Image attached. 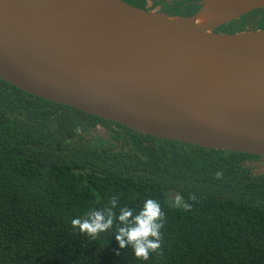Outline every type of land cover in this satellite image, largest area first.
<instances>
[{
    "label": "trees",
    "instance_id": "1",
    "mask_svg": "<svg viewBox=\"0 0 264 264\" xmlns=\"http://www.w3.org/2000/svg\"><path fill=\"white\" fill-rule=\"evenodd\" d=\"M263 160L140 133L0 78V264H264V171L249 164ZM146 199L161 215L143 260L116 235ZM97 210L111 228L72 226Z\"/></svg>",
    "mask_w": 264,
    "mask_h": 264
},
{
    "label": "water",
    "instance_id": "2",
    "mask_svg": "<svg viewBox=\"0 0 264 264\" xmlns=\"http://www.w3.org/2000/svg\"><path fill=\"white\" fill-rule=\"evenodd\" d=\"M203 4L178 17L124 0H0V78L140 133L264 157V28L216 31L264 0ZM204 8L223 20L200 28Z\"/></svg>",
    "mask_w": 264,
    "mask_h": 264
},
{
    "label": "clouds",
    "instance_id": "3",
    "mask_svg": "<svg viewBox=\"0 0 264 264\" xmlns=\"http://www.w3.org/2000/svg\"><path fill=\"white\" fill-rule=\"evenodd\" d=\"M113 203H115L114 199ZM131 215V211H123V213L119 216V220L123 221ZM160 215L161 212L158 203L152 199H146L144 201V207L141 215L135 217L136 226L127 229L124 227L118 229L116 240L119 242V246L121 248L125 246V240L122 237L126 236L128 241H135L133 254L137 258L147 260L149 254L148 249L153 251L156 250L159 247V239L157 242L153 243L145 240L144 238H146L150 233L154 236L157 235L155 229L158 225H155L153 221ZM92 216L93 218L91 222L88 220L82 221L80 217H75L71 220V224L74 228L78 226L81 233H87L91 236H96L98 233L104 232L112 227L113 220L111 216L105 220L102 212L99 210L95 211Z\"/></svg>",
    "mask_w": 264,
    "mask_h": 264
},
{
    "label": "flooded vegetation",
    "instance_id": "4",
    "mask_svg": "<svg viewBox=\"0 0 264 264\" xmlns=\"http://www.w3.org/2000/svg\"><path fill=\"white\" fill-rule=\"evenodd\" d=\"M134 6L140 7L146 10H153V11H160L165 12L172 16L178 17H188L194 15L203 7L204 0H124ZM264 12L261 10H255L250 12L249 16H258L257 13L260 14V17L257 19H252L249 23H253L255 29L259 28V23L262 20V13ZM245 15V16H247ZM242 21V20H241ZM241 21H236L237 23L231 28L227 29L225 26H221L216 29L217 32H230L235 33L237 29L243 25ZM246 23V22H245ZM262 28V27H261ZM264 28V27H263ZM240 30V29H239Z\"/></svg>",
    "mask_w": 264,
    "mask_h": 264
},
{
    "label": "bare ground",
    "instance_id": "5",
    "mask_svg": "<svg viewBox=\"0 0 264 264\" xmlns=\"http://www.w3.org/2000/svg\"><path fill=\"white\" fill-rule=\"evenodd\" d=\"M62 20H68L71 21L73 18L72 17H62L56 19V23H63L65 21H61ZM223 20L222 14L220 12L217 11H209L208 9L204 8L203 11L199 14L198 19H197V25L200 28H204L205 26L217 23V22H221Z\"/></svg>",
    "mask_w": 264,
    "mask_h": 264
},
{
    "label": "rangeland",
    "instance_id": "6",
    "mask_svg": "<svg viewBox=\"0 0 264 264\" xmlns=\"http://www.w3.org/2000/svg\"><path fill=\"white\" fill-rule=\"evenodd\" d=\"M263 11V9L261 10ZM258 16H249L247 17L246 20H243V17H241L240 19H238L239 21H241V23H243V25L241 27H239L237 29V31H242V30H249V29H255V27L253 26V23H249L252 19H257L258 17H260V14L257 13ZM238 20L232 21L230 22L228 25H223L225 26V28L229 29L231 28L232 24H236ZM246 22V23H245ZM240 29V30H239ZM250 166L254 169L255 172H263L264 171V160L261 162H250L249 163Z\"/></svg>",
    "mask_w": 264,
    "mask_h": 264
}]
</instances>
